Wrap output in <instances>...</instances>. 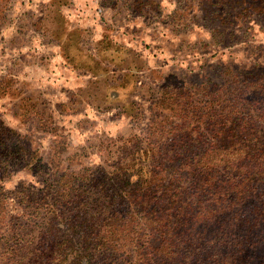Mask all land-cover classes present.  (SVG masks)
Returning <instances> with one entry per match:
<instances>
[{"label": "rangeland", "instance_id": "374dc122", "mask_svg": "<svg viewBox=\"0 0 264 264\" xmlns=\"http://www.w3.org/2000/svg\"><path fill=\"white\" fill-rule=\"evenodd\" d=\"M260 1L0 0V121L26 138L51 173L104 169L102 185L91 186L96 203L106 205L110 189L123 188L112 180L113 171L127 173L135 184V158L146 171L157 170L160 158H168L164 141L180 139L173 127L181 123L178 115L187 113L189 125L196 126L194 108L205 106L202 98L182 94L179 100L176 94L163 103L175 110H160L164 84L223 94L244 88L248 80L264 85V18L254 11ZM203 111L199 131L191 136L205 142V133L199 135L205 129ZM156 121L167 123L162 144L148 136ZM160 169L167 185L193 187L189 166L177 161ZM17 186L31 193L27 211L40 209L35 224L22 233L29 240L38 236L41 217H47L49 208L41 200L46 190L26 170L0 180L2 191ZM197 205L205 221V205ZM0 209L22 213L13 198ZM183 209L169 219L171 236ZM135 215L122 222L130 235L118 264H138L149 252L142 248ZM0 228L2 252L25 226L17 233ZM160 250L161 262L169 249Z\"/></svg>", "mask_w": 264, "mask_h": 264}, {"label": "trees", "instance_id": "16d2710c", "mask_svg": "<svg viewBox=\"0 0 264 264\" xmlns=\"http://www.w3.org/2000/svg\"><path fill=\"white\" fill-rule=\"evenodd\" d=\"M254 11L264 18V0ZM201 87L192 91L179 82L161 87L160 110L174 111L170 103H163L176 94L179 100L185 95L190 100L204 98L199 103L205 106L194 108L196 126L189 125L187 113L178 115L181 123L173 127L180 139L164 141L168 158H160L157 170L146 171L135 158V184L127 173L113 171L112 180L122 182L123 188H111L106 205L96 203L91 186L102 185L104 169L88 170L84 175L51 173L29 150L26 138L0 121V180L26 170L42 180L46 192L41 200L50 210L37 223L38 236L26 240L22 233L35 224L40 209L27 211L32 197L29 190L0 188V208L13 198L22 210L9 215L0 209V227L17 233L25 226L13 242L6 240L0 264H118L130 235L122 222L130 213L136 214L135 222L141 226L142 248L149 250L138 264H264V85L248 80L244 88L224 94ZM203 110L205 129L199 135L205 133V142L191 136L199 131ZM162 121L151 125L148 134L158 144L167 126ZM177 161L189 166L193 187L167 185L160 177L161 166ZM197 204L205 205V221ZM123 207L127 211L119 212ZM182 207L185 212L171 236L169 219ZM160 248L169 249L161 262Z\"/></svg>", "mask_w": 264, "mask_h": 264}]
</instances>
